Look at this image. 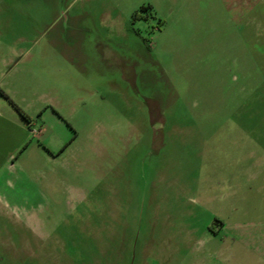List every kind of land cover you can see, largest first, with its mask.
Here are the masks:
<instances>
[{
  "label": "rangeland",
  "instance_id": "1",
  "mask_svg": "<svg viewBox=\"0 0 264 264\" xmlns=\"http://www.w3.org/2000/svg\"><path fill=\"white\" fill-rule=\"evenodd\" d=\"M0 84V264H264V0H0Z\"/></svg>",
  "mask_w": 264,
  "mask_h": 264
},
{
  "label": "crops",
  "instance_id": "2",
  "mask_svg": "<svg viewBox=\"0 0 264 264\" xmlns=\"http://www.w3.org/2000/svg\"><path fill=\"white\" fill-rule=\"evenodd\" d=\"M5 91L7 92L8 89L5 88ZM29 123L25 122L8 101L0 96V172L7 165H11V162L27 147L31 138L28 131L31 128Z\"/></svg>",
  "mask_w": 264,
  "mask_h": 264
},
{
  "label": "trees",
  "instance_id": "3",
  "mask_svg": "<svg viewBox=\"0 0 264 264\" xmlns=\"http://www.w3.org/2000/svg\"><path fill=\"white\" fill-rule=\"evenodd\" d=\"M151 8L149 6H141L139 9L132 15V21L140 20V19H145L148 15L151 16L150 14ZM148 14V15H147ZM0 96H2L4 99L8 101V103L17 111L19 116L25 121L28 122L27 116L14 104L8 96L0 90Z\"/></svg>",
  "mask_w": 264,
  "mask_h": 264
}]
</instances>
